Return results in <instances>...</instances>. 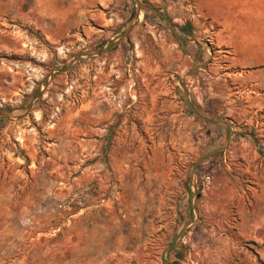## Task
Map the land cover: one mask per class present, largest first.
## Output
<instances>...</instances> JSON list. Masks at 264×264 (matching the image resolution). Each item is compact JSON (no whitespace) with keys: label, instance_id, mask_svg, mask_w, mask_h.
<instances>
[{"label":"rangeland","instance_id":"1","mask_svg":"<svg viewBox=\"0 0 264 264\" xmlns=\"http://www.w3.org/2000/svg\"><path fill=\"white\" fill-rule=\"evenodd\" d=\"M195 2L0 0V264H88L71 252V222L97 196L115 205L123 191L134 205L136 187L115 178L133 167L139 179L163 174L140 186L180 214L164 236L108 241L95 263L234 264L232 253L264 245V229L236 226L234 208L198 213L219 190L246 195V144L264 159V16L231 39ZM253 61L263 65L246 68ZM90 168L102 180H85ZM190 206L200 222L182 230Z\"/></svg>","mask_w":264,"mask_h":264},{"label":"crops","instance_id":"2","mask_svg":"<svg viewBox=\"0 0 264 264\" xmlns=\"http://www.w3.org/2000/svg\"><path fill=\"white\" fill-rule=\"evenodd\" d=\"M196 11L201 16L209 18L213 24H215L216 32L215 35H226V37L233 38L237 34V31L241 29V21L245 20L246 17L252 15L253 17L264 16V9L260 8L258 3H249V0H195ZM241 45L246 46L245 42H241ZM259 56H264V51H258ZM263 64L258 62H249L246 68H256ZM216 136L220 140V144L224 142L225 137L221 132H218ZM212 140V139H211ZM213 143V140H212ZM119 175L115 173L117 181L123 183H132L136 189L130 191L136 199L134 205H125L121 202L124 192L121 191L116 198L115 205L112 202H104L101 204L99 196L94 197L91 203L80 213V218L75 219L71 222L72 225V245L71 252L73 256H82L84 263L87 261L88 264H100L95 263L98 258V254L103 251V247L106 246L107 242H112V245L116 241L121 242L126 247L137 246L138 243L143 239V231L157 230V238L164 236L163 232L169 228L171 221L169 217L171 213L180 214L179 208L175 206L174 209L161 208L160 205H155V197L160 198L161 190H156L153 186H148L147 189L140 186V182L159 181L162 178L165 181L163 174L145 175L139 179V174L136 173L135 168H132L130 173H121L117 170ZM88 178L85 180H92V178L98 177L102 180L103 176L97 174L95 169L87 170ZM168 179H170L168 177ZM132 186V187H133ZM121 187V185H120ZM165 189V186L162 187ZM144 190V191H142ZM188 190V188H187ZM163 193L166 192L162 190ZM186 200L193 206V191L188 190L185 195ZM148 199L144 204L143 199ZM117 206V207H116ZM226 208V209H224ZM234 208L238 217L236 226L242 229H246V232H255L259 229H264V159L257 158L252 150L249 149L246 144V195L236 190H231L227 195H223L222 191H218L211 202H206L203 207L204 210H200V214H208L207 217L212 215L226 214L229 209ZM162 209V211H161ZM166 210V211H165ZM174 210V211H172ZM192 213L193 218L189 222L185 223L182 230H186L191 226H195L200 221L196 216V211L193 207L186 208L183 215ZM126 223V228H124ZM178 228L181 224L175 223ZM219 222L216 223L218 225ZM123 226L120 234L117 237H108L104 240V233L106 231L107 236L115 234L116 229L120 230ZM129 226V227H128ZM212 227V226H211ZM126 229V231H124ZM130 229V230H129ZM129 230V231H127ZM249 233V234H250ZM95 234V235H94ZM184 232L181 233V236ZM247 235V233H246ZM258 247V248H257ZM254 250L252 247L248 251L240 256H236L232 253L230 255V261L234 264H259L258 262L264 263V245H257ZM233 248V246H232ZM219 252V251H218ZM124 254V253H122ZM132 254V253H131ZM166 253L160 255L163 260ZM234 255V256H233ZM124 256H128L125 255ZM236 259V262L233 261ZM177 260L172 261L176 264ZM238 261V262H237ZM257 261V262H256ZM218 262H223L218 259ZM163 264H169L163 262Z\"/></svg>","mask_w":264,"mask_h":264},{"label":"trees","instance_id":"3","mask_svg":"<svg viewBox=\"0 0 264 264\" xmlns=\"http://www.w3.org/2000/svg\"><path fill=\"white\" fill-rule=\"evenodd\" d=\"M180 32L185 33L186 30L182 28V29H180ZM209 130H211V131H210V137H211L212 140H213V144H214V146H219V144H220V140H219V138L216 136V134H217L216 129H212V128L209 127Z\"/></svg>","mask_w":264,"mask_h":264},{"label":"built area","instance_id":"4","mask_svg":"<svg viewBox=\"0 0 264 264\" xmlns=\"http://www.w3.org/2000/svg\"><path fill=\"white\" fill-rule=\"evenodd\" d=\"M210 183V177L207 175V176H204L202 178V182H201V185H202V188H206L208 186V184ZM80 204V202H79Z\"/></svg>","mask_w":264,"mask_h":264}]
</instances>
